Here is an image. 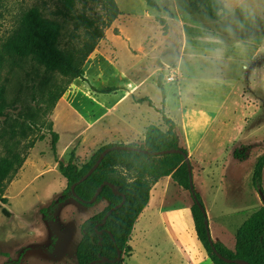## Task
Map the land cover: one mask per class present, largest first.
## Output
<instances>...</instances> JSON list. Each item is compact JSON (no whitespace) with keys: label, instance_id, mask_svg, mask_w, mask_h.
Returning a JSON list of instances; mask_svg holds the SVG:
<instances>
[{"label":"rangeland","instance_id":"obj_1","mask_svg":"<svg viewBox=\"0 0 264 264\" xmlns=\"http://www.w3.org/2000/svg\"><path fill=\"white\" fill-rule=\"evenodd\" d=\"M154 1L167 7L175 6V4H169L173 0ZM225 1L230 5L239 2L242 9L236 12V15L245 14L251 17L246 19L245 22L243 21L244 24L255 21L254 19L259 18L261 12L264 11V0ZM116 2L123 14H130V16L126 19L118 17L119 22L116 24L113 22L111 26L104 28V23L107 21L106 0H78L72 12H67L64 9V3L61 0H0V108L3 111V115H0V161L15 154L21 155V157L25 156L27 160H30V163L35 162L34 158L39 153L43 158L36 164L37 166L35 165V168L27 169L23 176L14 183L21 172L19 170L6 185L4 197L8 199V203L6 205L0 203V244L10 245L9 251L13 250L12 244L14 241L18 243L26 242V244L28 241L30 242L33 235L25 239L19 237L22 235L25 237L23 231L27 229L30 222H34L39 218L38 211L43 215L41 210L44 208L48 210L51 203L49 201L53 199L56 193H60V180L58 177L61 173L58 172V167V170L54 169V164L57 161L51 150L52 131L57 132L60 136L57 149L58 153L64 157L63 162L67 163L69 161L72 152H75L78 156V149L83 148L80 152L82 155L77 158L79 164L83 165L99 148L104 146L103 143L99 144L93 147V152L90 153L88 150L89 145L94 144L97 138L107 136L109 130L116 131L126 127L119 123V119L124 121V117H118L114 114L109 116L106 121L87 128L89 125L88 120L81 119L82 116L76 114L75 107L86 114L99 113V105L114 102L119 95L96 94L94 90L114 86L116 83L124 87L125 77L128 80L137 81L152 74L156 69H167V66H169L163 61L161 62V52L152 53L145 60H139L138 56L136 58L138 62L122 71L123 74H118V71H115L119 68L123 70V68L134 62L133 54L130 52L126 39L114 41L118 53L117 61L112 58V56L116 57V54L113 51L114 46L111 38L117 36V34L118 36L122 35V28L124 36L131 37L132 48L134 49L144 46L148 34L149 38L158 40L155 36L158 32L157 25L153 21L151 23L146 14L147 10L153 11L144 0H116ZM177 5L183 10L186 8L185 6H189L188 0H177ZM32 8L39 9L45 20L59 23L62 26L60 47L63 50L79 48L86 41L88 29L80 24L82 16L94 21L95 27L98 29L104 28L105 40L108 39L106 42L100 40L98 47L100 50L102 47L109 49L108 51L112 56L107 55V57L98 61L96 56L99 52L95 50L84 66L83 77L86 81H82L80 79H69L58 72L47 71L44 66L30 58H19L4 53L3 44L19 28L24 13ZM62 12L67 13V15L61 14ZM121 21L122 28L120 27ZM188 52L190 53V50ZM135 54L141 55L142 51L139 50ZM168 54L176 57V53H166V55ZM200 63L205 65L204 60H200ZM229 64L231 66L229 67L228 79L226 80L224 77L223 79L225 84L231 87L235 85V79H240L244 72L242 63L229 62ZM174 67H179L181 75L185 74L186 70L190 69L189 59L176 62ZM110 70H113L110 74L112 78L106 76ZM127 70L128 74L126 76L125 72ZM167 74L168 71L158 70L153 74L150 81L160 82L163 88L166 89L176 88L177 83L166 82ZM202 78L205 79L204 76ZM114 79H117V82H114ZM152 82H149L141 92L148 93L160 105L162 101L161 91ZM205 85L206 81L203 80L202 86ZM63 91H66V93L62 100H59V103L57 102L54 106L53 99L55 95ZM208 96L209 93H206L204 99H208ZM228 96H232L231 90H228ZM224 100L222 99L223 102ZM213 101L215 100L213 99ZM232 102V99H229L227 105H224L230 112L229 131H232L237 125L242 124L244 126V134L236 147L243 153L244 161L238 160L237 163L227 164L225 161H229L231 157L234 158L233 153L229 151L222 154L217 153L218 162L212 163L210 167L205 168L199 174L200 177L196 181V192L202 198L208 224L209 221L215 225L229 224L232 226L230 229L234 231L248 218L250 214L248 208L254 206L253 198L257 190L252 184V175L258 158L264 154V104L255 108L259 110L258 114L254 112V108L250 109L244 106V103L237 107L238 113H234L235 106L232 105ZM217 108L219 111V104ZM120 111L133 114L135 118L141 120L142 124L146 122V117L143 115L148 114V110L145 105L137 108L127 102L121 106ZM150 118H155V115ZM161 118L160 120H162ZM240 118H242V121H240ZM207 131L208 129H205V132ZM142 133L140 129V135ZM80 135H84V137L73 140ZM82 140L84 145H82ZM140 141L142 140L136 142ZM135 144L139 145L138 143ZM64 149H66V154ZM33 150V155H31L30 153ZM84 153L87 156L86 154L84 156ZM41 171L45 173L44 177L38 179L36 174ZM262 191L264 192V175ZM190 199H192L191 192L172 184L168 190L166 209L177 212L171 220H174L180 231L190 242H193L191 237L193 217L191 210L188 209ZM76 203L82 208L75 213L74 220L76 222L82 221V224L95 216L97 209L102 211L108 205L106 201L96 203L92 207H85L78 202ZM3 208L8 209L13 215L6 217L3 214ZM80 233L82 234V232ZM214 234L218 238L221 232L214 229ZM212 240L214 241L213 238ZM225 240L230 248L234 247V233L231 236L227 235ZM21 252L23 251L10 252V254L0 250V262L2 261V264H14L12 261L19 259ZM5 255L9 256L6 257ZM126 256L127 253L123 254L124 260ZM72 261L78 264L75 256Z\"/></svg>","mask_w":264,"mask_h":264},{"label":"crops","instance_id":"obj_2","mask_svg":"<svg viewBox=\"0 0 264 264\" xmlns=\"http://www.w3.org/2000/svg\"><path fill=\"white\" fill-rule=\"evenodd\" d=\"M220 1L222 2L223 10L219 12L221 18L217 21L192 11L189 6H185L186 8L183 10L180 9L177 5V0L169 3L171 5L175 4L172 7L157 3L160 7L159 10L147 5L153 11L147 10L146 14L150 22L153 21L157 25L158 32L154 35L158 40L149 38L148 34L144 41L145 47L132 48L131 37L124 36L122 20L120 24L122 35L118 36L117 34V36L111 38L116 57L112 56L108 51L109 49L102 47L100 50L97 46L96 51L99 54L96 57L98 61L107 57V55L112 56L117 61L118 53L114 41L126 39L130 52L133 54L134 62L123 68V70L120 68L115 70L118 71V74H123L122 71L136 64L138 56L139 60H145L150 54L161 52V62L166 57V53L173 52L176 53L177 62L189 59L190 69L186 70L185 74H180L177 87L173 89H166L163 86L161 88L158 82L150 81L153 74L158 70L168 71V68H159L152 74L137 81L128 80L125 77L124 87L116 83L114 86L94 90L96 94H103L100 93L103 89L113 88L116 91L111 94L119 95V97L114 102L99 105L100 112L96 114L93 112L92 114H86L75 107L76 114H80L82 116L80 117L81 119L85 118L88 120L89 125L87 128L106 121L109 116L114 114L118 115V117H124V121L119 119V123L126 128H120L116 131L109 130L107 136L97 138L94 144L89 145L90 148L88 150L90 153L93 152V147L102 143L104 146L118 143L120 145L138 143L142 146L149 126L157 123L155 126H158L161 130H168L161 113L163 112L175 124V132L180 148L188 152L195 189L196 181L200 177L199 174L205 168L210 167L212 163L218 162V154L229 151L234 155V151L244 134V126L242 124L240 126L237 125L232 131H229L230 112L224 105H227L228 100L232 99V105L235 106L234 113H238L237 107L241 106V103H244V106L250 109L261 107L259 105L264 104V11L261 12L259 18H253L255 21L244 24L243 21L245 22L246 19L251 17L245 14L236 15V12L242 9L239 2L230 5L225 0ZM129 16L130 14L125 15L120 10L119 18L126 19ZM158 19H163L165 21L164 24L161 25ZM117 22H119L118 18L114 23L116 24ZM106 36L109 38L107 34ZM106 41L108 39L105 40L104 37L102 42ZM139 50L142 51V54H135ZM189 50L190 53L188 52ZM200 60H204L205 65L200 63ZM229 62L234 64L242 63L244 72L240 79H235V85L231 87H228L223 79V77L226 80L228 79L229 67L231 66ZM111 72L113 70H110L106 76L110 77ZM127 74L128 70L125 72L126 76ZM203 76L205 79L202 78ZM116 80L114 79V82ZM203 80L206 81L205 86H202ZM149 82L155 84L161 91L162 101L160 105L148 93L141 92ZM228 90L232 91L231 97L228 96ZM206 93H209V96L205 100L204 96ZM222 99H225L224 102ZM127 102L137 108L146 106L148 114L143 115L146 117L145 123L142 124L141 120L135 118L133 114L120 111L121 106ZM218 104L220 106L219 111L217 108ZM254 112L258 114L259 110L255 109ZM152 115H155V118L151 119ZM160 117H162V120H160ZM240 121H242V118H240ZM140 129L143 132L142 135H140ZM205 129H208V131L205 132ZM82 136L84 137V135L76 136L73 140H78ZM138 140L142 141L136 142ZM82 145H84L83 140ZM82 150L83 148L78 149V156L82 155L80 153ZM64 151L66 154V149ZM33 152L34 150L30 154L33 155ZM57 155L63 161L64 157L58 153V149ZM24 158L25 162L14 183L23 176L27 169L35 168V165L43 159L41 153L34 158V163H30V160H27L25 156ZM237 162L239 161L232 157L229 161H225L227 164ZM54 166V169L58 170L56 162ZM44 174L42 171L37 172L36 177L38 179L43 178ZM58 178L60 180V193H56L49 202H52L54 198L56 199L67 187L66 179L62 175ZM172 184L179 186L171 176H168L160 179L153 186L149 203L134 225L129 241L132 251L125 257L124 264H214L198 238L194 221L191 235L193 242H190L180 231V228L175 225L174 220H171L177 213L174 210L166 209L168 190ZM253 199L254 206L248 208V211H250L248 218L263 206L257 191ZM76 202L73 198L68 199L54 213H49V217L46 214L42 215L38 211L39 218L28 224L27 229L23 231L25 237L24 235L19 237L25 239L33 235L30 242L28 241L27 244L24 242L25 245L23 246L24 243L14 241L12 251H9L10 245L0 244V250L6 253L23 251L19 254V259L12 261L14 264H76L75 261H72V258L75 256L77 260L76 252L82 240V234L80 233L82 221L76 222L74 220L75 213L80 211L82 207ZM193 204L194 200L192 198L188 202L189 210H191ZM99 212L100 210L97 209L96 214ZM209 226L211 236L215 242H220L227 248L234 250L235 244L233 248H230L226 243L225 237L227 235L231 236L232 233L235 235L241 226L234 231L230 229L232 226L229 224L215 225L209 221ZM214 229L221 232L218 238L214 234ZM1 262L0 264H2Z\"/></svg>","mask_w":264,"mask_h":264},{"label":"trees","instance_id":"obj_3","mask_svg":"<svg viewBox=\"0 0 264 264\" xmlns=\"http://www.w3.org/2000/svg\"><path fill=\"white\" fill-rule=\"evenodd\" d=\"M61 1L64 3V9L67 12H72L78 0ZM144 1L149 7L156 10L160 9L156 1ZM188 4L192 11L212 20L217 21L221 18L219 12L223 10V5L220 0H188ZM106 7L107 21L104 23V28L111 26L120 15L115 0H106ZM61 14L67 15L64 12ZM81 19L80 24L88 29L86 41L79 48L63 50L60 47L62 26L59 23L45 20L39 9L32 8L24 13L19 28L3 44V52L19 58H30L44 66L47 71L58 72L69 79L86 81L83 77L84 66L96 50L99 41L105 37V33L104 28L95 27L94 21L85 16H82ZM158 21L161 25L165 22L163 19H158ZM158 84L162 88L161 83L158 82ZM115 91L116 89L113 88H105L100 93L111 94ZM162 91L165 95L163 89ZM65 93L66 91H63L55 95L54 106ZM161 113L168 130L163 131L158 126L151 125L147 128L144 144L142 146L130 144V146L149 151L181 149L183 154H169L156 158L133 150L112 151L105 157L101 166L92 176L77 185L75 188L77 198L72 195V186L90 171L106 148L117 144H109L99 148L83 165L79 164L75 152L71 153L69 161L65 163L57 155L60 136L57 132L52 131L51 150L58 163L59 172L67 181V187L61 195L49 204L48 210L46 208L41 210L43 214L49 217V213H54L61 204L70 198L75 199L85 207L94 206L95 204H89V201L100 186L106 182L114 185L118 191L115 193L109 185H105L97 203L106 201L108 205L81 225L82 240L76 252L78 264H90L96 260L105 261L95 264H124L123 254L127 253L128 256L132 251L129 241L134 225L149 203L153 186L164 177L171 176L181 188L191 192L192 198L195 197L203 205L202 198L196 192L195 186L193 191L191 189L194 185L193 175L185 161V155H188V152L180 148L178 144L173 121L163 112ZM0 115H3L2 108H0ZM234 158L244 161V155L238 149L234 151ZM24 162L25 158L16 154L1 159L0 203L4 205L8 203V199L4 197L6 185L22 168ZM263 171L264 154L258 158L252 175V184L258 192L263 189ZM124 197V204L115 210L104 223V217L108 211L122 203ZM191 212L198 238L214 264L236 263H226L219 259L214 253L213 247L224 258L243 260L248 264H264V206L255 211L237 230L234 250L212 240L208 218L205 217L195 201ZM3 214L6 217H11L10 211L6 208H3ZM5 256L8 257L9 255Z\"/></svg>","mask_w":264,"mask_h":264},{"label":"water","instance_id":"obj_4","mask_svg":"<svg viewBox=\"0 0 264 264\" xmlns=\"http://www.w3.org/2000/svg\"><path fill=\"white\" fill-rule=\"evenodd\" d=\"M178 58L177 57H173L171 56L170 54L169 55H166V57H164L162 59V61L166 64H168L169 66L170 65H174L176 64ZM115 150H121V151H139V152H143L145 154H148L150 156H153V157H156V158H161L165 155H169V154H176V153H179V154H183V151L181 149L179 150H163V151H149L147 149H142L140 147H131L130 145H120V144H117V145H114L112 147H108L106 148L101 154L100 156L98 157L97 161L95 162L94 166L90 169V171L82 178L80 179L77 183H75L73 186H72V195L74 197L77 198L76 196V192H75V188L77 187V185L83 183L86 179H88L90 176H92L97 170L98 168L101 166L103 160L105 159V157L112 151H115ZM185 161L188 163V167H189V171L192 172V165H191V162H190V159L188 158V155H185ZM105 185H109L115 193H118V191L115 189L114 185L106 182L104 184H102L100 186V188L97 190V192L95 193V195L93 196V198L89 201V204H96L97 203V200H98V197L100 196L103 188ZM192 191L194 189V185H192L191 187ZM259 196L262 200V203H263V206H264V192L263 191H260L259 192ZM195 203H197V205L200 207L202 213L205 215V217L207 216L206 214V209L204 208V206L202 205L201 202H199L195 197L193 198ZM125 202V197L123 198V201L122 203H120L119 205L113 207L110 211H108L107 215L104 217V223H106L108 217L115 211L117 210L118 208H120ZM208 218V217H207ZM210 237V235H209ZM213 251L214 253L219 257V259L223 260L224 262L226 263H236V264H248L247 262L243 261V260H230V259H227V258H224L221 254L218 253V251L216 250V248L213 247ZM105 260H96V261H93L92 263L90 264H95L97 262H103Z\"/></svg>","mask_w":264,"mask_h":264},{"label":"built area","instance_id":"obj_5","mask_svg":"<svg viewBox=\"0 0 264 264\" xmlns=\"http://www.w3.org/2000/svg\"><path fill=\"white\" fill-rule=\"evenodd\" d=\"M174 65L167 66L168 68V74L165 78V80L168 83H178L180 80V70L179 67H174Z\"/></svg>","mask_w":264,"mask_h":264}]
</instances>
